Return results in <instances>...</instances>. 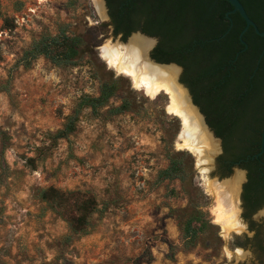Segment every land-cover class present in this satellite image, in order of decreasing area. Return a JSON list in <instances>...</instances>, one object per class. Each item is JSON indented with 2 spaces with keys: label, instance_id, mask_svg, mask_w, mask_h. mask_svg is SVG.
I'll list each match as a JSON object with an SVG mask.
<instances>
[{
  "label": "rangeland",
  "instance_id": "374dc122",
  "mask_svg": "<svg viewBox=\"0 0 264 264\" xmlns=\"http://www.w3.org/2000/svg\"><path fill=\"white\" fill-rule=\"evenodd\" d=\"M107 13L96 0H0V264H259L235 245L248 233L240 197L245 176L238 200L243 229L225 231L215 221L220 193L210 190V182H225L238 172L220 178L216 162L198 170L208 158L202 162L196 152L178 147L184 123L168 111L170 95H147L103 57V45H126L136 35H114ZM62 28L89 44L77 65L56 66L44 56L30 67L22 64L34 39ZM111 76L121 78L134 110L110 117L106 108L99 114L85 108L76 130L54 139L79 98L98 94ZM120 102L115 97L110 104ZM173 147L192 156L188 188L190 194L200 191L213 224L190 249L183 246L179 225L188 192L180 180L156 182ZM49 186L95 196L100 211L92 215L88 234L63 241L68 222L36 197ZM255 218L264 222V208Z\"/></svg>",
  "mask_w": 264,
  "mask_h": 264
},
{
  "label": "trees",
  "instance_id": "16d2710c",
  "mask_svg": "<svg viewBox=\"0 0 264 264\" xmlns=\"http://www.w3.org/2000/svg\"><path fill=\"white\" fill-rule=\"evenodd\" d=\"M107 1L109 24L114 35L121 34L123 40L134 31L157 36L159 42L151 56L159 62H176L184 66L181 82L190 86L195 103L207 116V123L223 140L224 154L220 160L247 158L244 165L251 172L246 190L249 192L262 185L264 195V163L261 169L258 168L264 161V152L258 157L255 155L261 150L264 129V69L249 79L258 59L259 67L264 68V35L250 27L244 34L247 49L241 51L245 45L240 33L246 22L238 11L231 13L232 20H229L226 13L233 9L229 0ZM241 1L260 30H264V0ZM87 48L89 44L83 35L70 34L62 28L57 34H43L34 39L24 51L22 64L30 67L33 60L44 56L56 66L77 65ZM129 91L133 92L132 89ZM115 97H120L121 102L111 105ZM85 108H90L93 114L106 108V114L113 117L133 111L134 101L129 93L121 91L120 77L104 79L98 94H84L79 98L72 114L53 138H67L73 133ZM166 154L168 165L159 170L156 182L180 180L188 192L190 201L179 215V225L183 246L190 249L213 224L200 204V191L197 189L190 194L188 188L193 170L190 153L173 147L167 148ZM36 197L68 222L70 232L64 237L65 243L88 234L93 226L92 215L100 211L95 196L81 189L42 187ZM246 200H250L249 193Z\"/></svg>",
  "mask_w": 264,
  "mask_h": 264
},
{
  "label": "bare ground",
  "instance_id": "6f19581e",
  "mask_svg": "<svg viewBox=\"0 0 264 264\" xmlns=\"http://www.w3.org/2000/svg\"><path fill=\"white\" fill-rule=\"evenodd\" d=\"M96 2L102 12L106 10L104 0H96ZM134 34L136 35L126 45L110 42L103 45V57L117 71L132 77L134 83L147 95L155 97L161 92L170 95L171 102L168 111L179 115L184 123L180 140L177 141L178 147L196 152L202 162L207 157L205 164H199L201 168L205 165V168L213 161L214 154L219 151L220 145L218 139L212 135L203 122L197 108L191 103L186 89L178 82L180 67L175 64L158 65L150 61L148 52L154 45L155 39L140 33ZM200 171L203 172L201 169ZM236 172L238 173L233 178H228L225 182L215 180L210 182V190L218 191L216 195L220 193L213 209L215 221L229 232L240 230L244 226L238 217L239 192L244 173L241 169ZM224 230L222 234L225 235ZM239 251L244 252L238 248Z\"/></svg>",
  "mask_w": 264,
  "mask_h": 264
},
{
  "label": "flooded vegetation",
  "instance_id": "af4514ba",
  "mask_svg": "<svg viewBox=\"0 0 264 264\" xmlns=\"http://www.w3.org/2000/svg\"><path fill=\"white\" fill-rule=\"evenodd\" d=\"M105 4L108 7V15H109V19L111 20V17H110V14H109V6H108V1L107 0H105ZM229 20H232L231 16H230ZM229 29H228V31H229ZM223 36H221V37H223ZM154 37L157 38V42H156V44L154 46V48H155L157 46L158 42H159V37H157V36H154ZM247 45H245V47L241 51L246 50L247 49ZM241 51L237 52L236 58L239 57V55L241 54ZM261 56H263V52H262ZM259 62H260V59L257 60V66L255 67V70L253 71V73L250 74V76H249L250 80L255 75H257L260 72L261 69L262 70L264 69V68H260L259 67ZM180 66L182 67L180 79H182L184 74H185V68L182 65H180ZM184 84L189 89V91L191 93V96L193 98V101L195 102L194 95L192 93V90H191L190 86L187 83H184ZM197 105L199 106L201 112L205 115V117H207L206 114L202 111V107L199 104H197ZM211 129L215 132L214 128L211 127ZM219 150H220V148H219ZM263 152H264V150L262 151V147H261V150L258 153L255 154L256 157H258ZM223 154H224V145H223V140L221 138V151L217 155V159H216V169H217V172L219 173L220 178H223L224 176H227L226 174L229 175L231 173V172L229 173V170L232 171L233 167L235 165H237V164L243 169L242 172L244 173V176H245V181L244 182L242 181L243 185H242L241 194H240V192H239V194H240V197H241V201H242L241 204H242V208H243L242 216H243L244 220L247 223L248 233L245 234V236H244L245 238H244L243 241L240 240V239L236 240L237 242L235 243V245L237 247L243 248L245 251L248 250L252 254V256H254V257L256 256V259H258V263L259 264H264V256L261 257V255H264V222H258V220H256V218H255V214L258 213L260 210H262L264 208V195H262L263 186L262 185H258V187H256L253 190H250L248 192L246 190V185L250 182L249 174H250L251 170H250V168H248V167H246L244 165L246 163V161H247V158H244L243 156H240L238 159L224 158L221 161L220 157ZM257 154H259V155L257 156ZM223 163L225 165H223ZM263 163H264V161H261L260 164H258L259 165V167H258L259 169H261L263 167ZM248 193H249L250 200L247 201L246 200V194H248ZM237 250H238V248H237ZM253 263H256V262H253Z\"/></svg>",
  "mask_w": 264,
  "mask_h": 264
},
{
  "label": "water",
  "instance_id": "95a60500",
  "mask_svg": "<svg viewBox=\"0 0 264 264\" xmlns=\"http://www.w3.org/2000/svg\"><path fill=\"white\" fill-rule=\"evenodd\" d=\"M104 2H105V0H104ZM229 2L233 5V9L230 10V11H228V12L226 13V15L230 18V14H231V13H234V12H237V11H238V12L241 14V16L244 18L245 22H246L245 27L243 28V30H242L241 33H240V39H241V41H242L243 44L247 45V42L244 40V34H245V32H246L250 27H253V28L256 30V32H257L258 34H260V35H264V30H260V28L258 27V24H257V23H256L251 17H250L248 11L246 10V8H245V6H244V4H243V2H242L241 0H229ZM105 7H106V10H108V7L106 6V4H105ZM107 14H108V13H107ZM108 17H109V15H108ZM134 33H140V34H143V35H145V36H148V37H150V38L155 39L154 44L157 42V38H156V37L151 36V35H148V34L142 32V31H134V32L132 33V35H133ZM152 47H153V46H152ZM102 49H103V47H101V51H102ZM150 49H151V48H150ZM151 51H152V50H149V52H148V57H149L150 61H152L153 63L158 64V65H169V64H175V65L179 66V67H180V71H182V67H181L179 64H177L176 62H168V63H166V62H159V61H157L156 59H154V58L151 56ZM180 75H181V74H180ZM178 82H179L182 86H184L185 88H187V87L185 86V84L181 82V80H180V76L178 77ZM187 89H188V88H187ZM188 96H189V98H190L191 103L197 108L198 112L201 114L202 119H203V122H204L205 125L207 126L208 130L212 133V135H213L216 139H218L219 142H221V138L218 137V136L216 135V133L211 129L210 125H209V124L207 123V121H206V117H205V115L201 112L199 106L193 101V98H192V96H191V93H190L189 89H188ZM261 147H262V151H263V150H264V129H263V131H262ZM260 153H261V152H260ZM260 153H259V154H260ZM259 154H257V156H258ZM216 159H217V155L214 154L213 161H212L211 164H209V165H215ZM197 169L200 170V169H201V165L198 164ZM239 169L243 170L238 164L235 165V166L233 167V170H235V171H237V170H239ZM221 234H222V231H221ZM240 249L244 250L243 248H240Z\"/></svg>",
  "mask_w": 264,
  "mask_h": 264
},
{
  "label": "built area",
  "instance_id": "2783aa9c",
  "mask_svg": "<svg viewBox=\"0 0 264 264\" xmlns=\"http://www.w3.org/2000/svg\"><path fill=\"white\" fill-rule=\"evenodd\" d=\"M99 21L98 20H96V23H98Z\"/></svg>",
  "mask_w": 264,
  "mask_h": 264
}]
</instances>
